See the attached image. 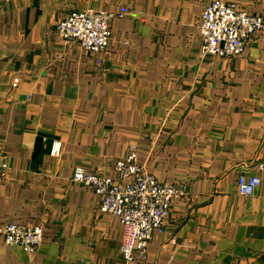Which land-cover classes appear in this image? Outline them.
I'll use <instances>...</instances> for the list:
<instances>
[{"label":"crops","instance_id":"crops-1","mask_svg":"<svg viewBox=\"0 0 264 264\" xmlns=\"http://www.w3.org/2000/svg\"><path fill=\"white\" fill-rule=\"evenodd\" d=\"M211 1L0 0V226L43 228L32 253L0 233V264H264V27L230 59L203 55ZM225 1L264 15V0ZM86 9L115 14L101 64L56 31ZM132 147L184 194L144 259L126 261L119 219L72 173L114 177ZM240 174L261 179L252 195Z\"/></svg>","mask_w":264,"mask_h":264},{"label":"built area","instance_id":"built-area-1","mask_svg":"<svg viewBox=\"0 0 264 264\" xmlns=\"http://www.w3.org/2000/svg\"><path fill=\"white\" fill-rule=\"evenodd\" d=\"M115 14L99 10H71L56 23V31L66 43H78L96 55L98 64L111 38V21ZM264 27V15L248 13L235 2L213 0L203 10L199 23L200 51L229 59L240 54L249 38ZM18 77L13 78L16 86ZM58 141L52 154L59 153ZM7 156L0 152V169L8 165ZM264 170V162L258 164ZM114 177L100 172L74 168L72 181L91 186L100 198L99 208L116 216L122 227L119 251L126 261L143 260L147 244L154 232L161 233L169 215L172 201L184 194V189L174 183L158 180L137 163L134 149L115 161ZM258 176L240 174L236 187L241 195L250 196L260 185ZM0 233L7 244H19L24 251L33 252L43 239L41 225L27 226L4 223ZM27 264H33L29 261Z\"/></svg>","mask_w":264,"mask_h":264},{"label":"rangeland","instance_id":"rangeland-1","mask_svg":"<svg viewBox=\"0 0 264 264\" xmlns=\"http://www.w3.org/2000/svg\"><path fill=\"white\" fill-rule=\"evenodd\" d=\"M232 58V57H231ZM230 59V58H229ZM13 86V85H12ZM132 149H134L135 151H136V153H137V150L135 149V148H133L132 147ZM130 150V148L127 150V152ZM126 155V154H125ZM8 160V159H7ZM9 165V164H8ZM8 165H7V167H8ZM7 167L5 168H2V169H0L1 171H4V170H6L7 169ZM99 201H100V198H99ZM100 203V202H99ZM21 225V224H20ZM27 226H29V225H27ZM34 226H37V225H34ZM42 227V226H41ZM42 230H43V228H42ZM43 240V239H42ZM16 245H19V244H16ZM20 246V245H19ZM21 247V246H20ZM22 248V247H21ZM23 249V248H22ZM36 249V248H35ZM27 253H29V252H27ZM31 253V252H30ZM30 261H33V260H30ZM33 264H35L34 263V261H33Z\"/></svg>","mask_w":264,"mask_h":264}]
</instances>
